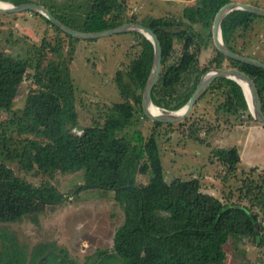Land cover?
<instances>
[{
    "label": "trees",
    "instance_id": "trees-1",
    "mask_svg": "<svg viewBox=\"0 0 264 264\" xmlns=\"http://www.w3.org/2000/svg\"><path fill=\"white\" fill-rule=\"evenodd\" d=\"M6 1L20 4L31 0ZM228 1L192 0L183 5L178 17L167 11L164 15H149L138 21L134 16L126 15L124 0H89L82 8L84 15L78 25L72 24L66 13L45 6L65 24L83 31H98L126 21H137L150 27L162 50L160 73L151 90L152 100L160 108L172 110L182 106L203 72L211 66L226 63L245 71L254 80L264 112L263 66L229 57L216 46L207 64L200 63L201 47L213 40L214 16ZM34 13L66 36L81 39L64 31L40 12ZM257 18H264V15L246 9H233L225 15L221 21L225 44L233 51L258 58L235 43ZM195 23L209 29L207 40L193 28ZM131 33L136 40L133 44L139 49L126 69L116 70L114 79L120 100L105 105L80 132L72 129L78 123V88L65 61H61L56 74L49 78L50 84H41L28 91L21 113L15 117L18 133H28L31 137L22 138L14 153L5 138L1 148L5 156L17 158L20 169H35L45 179L35 184L1 162L0 222L20 220L34 201L46 204L63 201L64 193L48 178L55 171L83 170L84 182L72 191L77 193L93 187L111 190L124 213L122 223L113 233L112 248H97L89 255L88 264H223L226 257L224 243L230 237L251 238L258 245L263 244L264 223L253 208V202L264 205V195L260 196L264 194L262 184L253 179L243 184L244 196L253 203L246 204L240 200L225 202L212 192L204 191L198 177H174L167 181L156 134L151 132L145 136L138 128L128 131L134 123L135 112L149 118L143 112L141 102L154 54L153 44L147 37L136 30ZM176 41L181 43L179 53H176ZM52 49L57 50L54 46ZM31 66L29 58L0 49V110L12 109L18 86ZM216 89L224 95L217 110L229 114L248 111L241 85L225 76L213 79L193 108L208 91ZM248 117L252 118L249 113ZM152 121L155 125L172 124L170 121ZM194 131H198L197 127ZM194 137L199 138L198 134ZM210 151L211 161L214 157L228 171H233L241 159L234 144L216 145ZM259 168L264 171V167L257 165L251 166L250 171L256 172ZM136 173L146 174V182H138ZM0 237V264H71L68 249L55 241L38 242L28 250L6 226L1 227ZM228 264L262 263L242 260Z\"/></svg>",
    "mask_w": 264,
    "mask_h": 264
},
{
    "label": "rangeland",
    "instance_id": "rangeland-1",
    "mask_svg": "<svg viewBox=\"0 0 264 264\" xmlns=\"http://www.w3.org/2000/svg\"><path fill=\"white\" fill-rule=\"evenodd\" d=\"M31 1L52 6L58 12L66 13L74 25L81 23L84 15L82 8L89 2V0ZM124 1L126 15L134 16L139 21L149 15H164L167 11L178 17L185 2L192 0ZM248 1L256 4L264 2ZM34 11L0 10V49L29 58L32 62L24 80L18 86L12 109L0 110L2 150L0 163H7L17 174L24 175L38 184L45 176L38 174L35 169L30 171L20 169L17 158L5 156L1 148L5 138L8 148L14 153L22 138L31 137L28 133H18L15 117L21 113L28 91L41 84H50L49 78L56 74L61 61H65L78 88L76 95L78 123L72 129L74 132H80L84 126L91 123L93 117H97L105 105L120 100L114 79L116 70L126 69L130 58L139 48L133 44L136 41L131 33L133 30L75 40L54 29ZM193 28L207 40L208 28L200 23L193 24ZM235 43L238 48L264 60V18L255 19L250 29L239 35ZM53 46L57 50H53ZM214 46L212 40L201 47L199 59L202 65L207 64L208 59L214 55ZM175 49L176 53L180 52V42H175ZM229 66L225 63L219 67ZM212 67L217 66L210 68ZM223 98L220 89L208 91L184 116L186 119L170 121L172 122L170 125H155L151 118H145L140 112H135L134 123L128 127V131L138 128L145 136L151 132L156 134L167 181L174 177H198L201 189L212 192L225 202L240 200L246 204L254 203L253 208L264 223V205L258 201L250 202L244 196L243 187L250 179L264 187V171L261 168L257 170L259 172L250 171L253 165L264 167V133H259V130L253 134L255 126L252 125L259 122L251 115L249 108L246 112L235 114L217 110L216 107ZM159 110L169 111L160 107ZM248 113L252 118L248 117ZM261 124L257 125L261 127ZM196 127L198 131L192 132ZM195 134H198V139H195ZM233 144L239 148L241 155L233 171H228L214 157V161H211L210 150L213 146ZM136 178L138 182H146L147 175L136 173ZM48 179L64 193L63 201L55 204L34 201L29 212L20 220L0 222V236L1 227L6 226L28 250L38 242L55 241L59 246L68 249L71 264H88L89 255L97 248H112L113 233L124 218L123 210L113 197V191L96 187L85 188L77 193L72 191L79 183L84 182L83 170L55 171ZM224 250L226 257L223 264L242 260L264 264V242L258 245L251 238L230 237L224 243Z\"/></svg>",
    "mask_w": 264,
    "mask_h": 264
},
{
    "label": "water",
    "instance_id": "water-1",
    "mask_svg": "<svg viewBox=\"0 0 264 264\" xmlns=\"http://www.w3.org/2000/svg\"><path fill=\"white\" fill-rule=\"evenodd\" d=\"M6 1V0H5ZM9 6H1V11H21V10H35L46 16L52 23L58 25L61 29L64 31L77 36L81 38H95L105 35H110L117 32H125L130 30H136L141 32L145 37H147L153 44V62L152 66L149 72V75L147 77V80L145 82L143 93H142V110L147 115V117L168 122V121H176L181 118H183L185 115H187L195 103V101L199 98V96L208 88L210 83L213 79L219 77V76H225L229 77L236 82H238L243 90V93L245 95L246 101L248 103V108L250 110L251 115L259 122L264 124V112L261 107L260 97H259V91L258 88L254 82V80L243 70L234 67H212L207 69L205 72L202 73L194 91L192 92L191 96L187 100L186 103H184L182 106H180L177 109H172L167 112H161L158 114H153L149 110V105H156L151 96V90L156 82L161 68V44L160 41L155 34V32L148 27L147 25L136 22V21H126L122 22L116 26L109 27L106 29L98 30V31H83L79 29H75L64 22H62L60 19H58L46 6L37 3L35 1H27L20 4H14L10 1ZM233 9H246L248 11L255 12L257 14L264 15V6H260L257 4L249 3V2H243V1H237V0H230L226 3H224L216 12L213 23H212V38L215 46L218 50L223 52L225 55L237 58L239 60H243L249 63H254L260 66L264 67V61L252 57L249 55L241 54L236 51H233L230 49L224 42L221 34V21L225 15H227L230 11ZM241 81H245L247 84V87L249 89V94L251 97V101L248 99L247 91L241 83ZM158 106V105H156ZM159 107V106H158Z\"/></svg>",
    "mask_w": 264,
    "mask_h": 264
},
{
    "label": "bare ground",
    "instance_id": "bare-ground-1",
    "mask_svg": "<svg viewBox=\"0 0 264 264\" xmlns=\"http://www.w3.org/2000/svg\"><path fill=\"white\" fill-rule=\"evenodd\" d=\"M0 5L1 6H9L10 4H9V2L8 1H5V0H0ZM241 83H243V85H244V87H245V89H246V91H247V96H248V99L251 101V97H250V94H249V89H248V87H247V84H246V82L245 81H241ZM149 110H150V112L151 113H153V114H158V113H161L160 112V110H159V107L158 106H156V105H149Z\"/></svg>",
    "mask_w": 264,
    "mask_h": 264
},
{
    "label": "crops",
    "instance_id": "crops-1",
    "mask_svg": "<svg viewBox=\"0 0 264 264\" xmlns=\"http://www.w3.org/2000/svg\"><path fill=\"white\" fill-rule=\"evenodd\" d=\"M237 1H241V0H237ZM243 2H249V3H253V4H256L255 2H252V1H248V0H242ZM188 2H190V1H188ZM186 3V2H185ZM257 5H260V6H264V2L263 3H261V4H257ZM257 124H261V123H256L255 125H252V126H255V127H253V134L254 133H256V132H258L259 130V133H264V124H261V127H259L260 125H257ZM253 136V135H252ZM251 136V137H252ZM246 140H249V139H246ZM238 150H239V148H238ZM239 153H240V151H239ZM241 156V155H240ZM253 166H255V165H253Z\"/></svg>",
    "mask_w": 264,
    "mask_h": 264
}]
</instances>
